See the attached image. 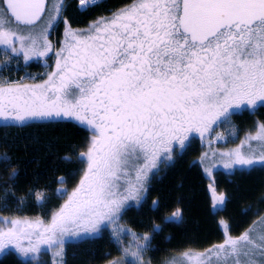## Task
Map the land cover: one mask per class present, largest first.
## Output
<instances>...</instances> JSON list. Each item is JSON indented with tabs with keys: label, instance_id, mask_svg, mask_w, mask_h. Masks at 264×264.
<instances>
[{
	"label": "snow or ice",
	"instance_id": "obj_1",
	"mask_svg": "<svg viewBox=\"0 0 264 264\" xmlns=\"http://www.w3.org/2000/svg\"><path fill=\"white\" fill-rule=\"evenodd\" d=\"M90 4L79 0L85 10ZM62 9L63 0H0V50L25 63L47 56L48 33ZM63 23L65 39L47 80L0 81V119L24 125L74 118L91 132L77 157L84 168L71 193L57 189L67 199L49 221L0 217V254L14 248L26 257L42 250L59 256L66 238L111 226L120 256L109 264H145L152 236L118 222L145 200L150 174L160 161H171L175 149L186 150L192 134L215 132L237 112L264 105V0H132L86 30H73L66 18ZM219 155L225 168L264 166V123L239 148ZM209 190L213 208L222 206L224 194L214 184ZM35 199L42 203L44 193ZM158 208L153 200L152 210ZM181 218L177 208L165 220ZM221 224L222 243L180 252L163 264H264V218L238 237ZM161 230L154 224V232Z\"/></svg>",
	"mask_w": 264,
	"mask_h": 264
},
{
	"label": "trees",
	"instance_id": "obj_2",
	"mask_svg": "<svg viewBox=\"0 0 264 264\" xmlns=\"http://www.w3.org/2000/svg\"><path fill=\"white\" fill-rule=\"evenodd\" d=\"M100 1L91 0L90 6ZM130 1L105 0L79 11L72 0L64 16L73 25H83ZM234 119L241 137L244 130L264 123V105L237 112ZM88 142L84 126L68 120H36L24 125L0 123V157L10 158L7 162L0 159V217L44 219L50 216L61 204L55 196L57 189L64 188L65 184L71 188L81 177L83 167L77 157L85 151ZM202 150L203 142L192 137L186 150H178L172 154L171 161L160 164L157 175L149 181L145 200L138 207H130L124 215L132 228L152 236L151 249L144 254L147 263L160 264L180 252L197 251L220 242L223 239L221 221L226 222L230 234L237 235L264 211V166L232 172L217 170L209 179L198 162ZM66 156L71 159L66 160ZM61 177L63 184L58 182ZM209 184L224 194L222 206L213 208ZM38 189H44L51 196L42 204L35 202ZM153 200L159 201L158 210H152ZM177 208L182 210L181 220L166 221L165 217ZM154 224L162 230L154 232ZM111 248L116 247L103 231L82 246L68 248L65 264H104L113 255ZM38 260L36 263L23 259L10 250L0 255V264H50L44 256Z\"/></svg>",
	"mask_w": 264,
	"mask_h": 264
},
{
	"label": "rangeland",
	"instance_id": "obj_3",
	"mask_svg": "<svg viewBox=\"0 0 264 264\" xmlns=\"http://www.w3.org/2000/svg\"><path fill=\"white\" fill-rule=\"evenodd\" d=\"M103 1H105V0H102V1H100L98 3H96V4H99V3L103 2ZM53 2H54V0H49V5H51V3H53ZM65 2H66V0H63L62 13L64 12L65 4H66ZM131 2H132V0L130 1V3ZM96 4H94V5H96ZM129 4H127L126 6H128ZM94 5L87 7L86 10H88L89 8H92ZM126 6H123V7L118 8L117 11L120 10V9H122V8H125ZM75 7L79 11H84L85 10L84 8H82L81 6L78 5L77 0H75ZM117 11H115V12H117ZM115 12L112 11V12H109V13L103 15V16H97V17L93 18L92 20L87 21L83 25H73V26H71V28L73 30H86V29L89 28V26L94 21H97V20H99L101 18H111L112 15H113V13H115ZM62 13H61V16H62ZM46 21H47V16L45 17V23H46ZM60 33H61V35H59V37L57 38L56 33L54 34L53 33V30L51 28L49 30V33H48V40H49V42L52 45V51H50V53H48L47 56L38 57V58H33L32 59L33 61H36L37 60L38 62H36V63L38 65L41 63L40 61L42 59H44L45 61H50V63H51V65L48 68H46V69H41V67H40L39 69L41 71L38 74H31L30 73L29 68L27 66L23 65L24 60H23V57L22 56L19 57V58L9 57V56L4 55L3 51L0 50V81L7 80V81H10V82H21V80L27 79V80H25L24 82H21V83L30 85L31 83L40 84V83H43L45 80H47L48 79V73H50V72H52V71L55 70V67H56V59H57L55 53L60 50V48L62 47V44L64 42V39H65V35H64V33H65V27H62L61 28ZM32 60H30V62ZM30 62L28 61L27 63L30 64ZM244 110H248V109H244ZM61 120L72 121L74 123H77L78 125L84 126V128L88 132L89 141H90L91 132L88 130V128L85 125H82L79 121L75 120L74 118L65 117V118H62V119H60V118L52 119V121H61ZM43 121H45V120H43ZM0 123H10V122L4 121L3 119H0ZM256 126L257 125H255L253 128H249L248 130H244V133L240 137V136H238V133H239L238 132V124L235 122L234 116H232L230 123L224 124L221 127L216 128L215 129V132H205L203 136H200L199 133L192 134L191 138L192 137H196V138L200 139L201 142H203L204 150H202L200 156L198 157V162H199V164H200V166H201V168L203 170L204 175L207 178L212 179V176L214 175L215 171H217V170H221L223 172H232L233 170H236V169H245V170H247V169L252 168V167H241L239 165H234V166H232L230 168H225L224 167V163L227 162V160H226V158H222L219 154L221 152H228V151H231V150H234V149L239 148L240 147V144H241V141L244 140L245 137H246V135H248L249 133H254ZM217 135L223 136L224 139L223 140H218L217 139ZM227 142H231V143H229V145L227 146L226 145ZM252 143H253V146L256 148L257 152H259L260 149H259V145L257 144V142L253 141ZM218 144L220 146L219 147H216V145H218ZM87 145H86L85 151L87 150ZM178 150H180V149L179 148L175 149L173 151V153L177 152ZM241 150L242 151H245L246 150V147H245V149H241ZM205 153L208 154V157L204 160V163H200L201 157ZM161 163L162 164H166V161H163V160L160 161L159 162V168L161 166L160 165ZM81 166L84 168V164L82 162H81ZM255 166H262V165L257 164ZM206 167L210 169L211 175H209V174H207L205 172V168ZM159 168H158V171H159ZM158 171L150 174L149 181L152 180L151 178L155 174L157 175V172ZM80 178L77 181V184L79 183ZM149 181H148V184H147V188H148V185H149ZM77 184L75 186L71 187V188H68L66 186V184H65L63 189H65L68 193H71V191L77 186ZM59 186H61V185H59ZM36 191L37 192H43L44 193V200L42 201V203H44L47 200V197H51V196H49V194H47L46 191H44V189H38ZM55 196L58 197V198H60V195L59 194L58 195H55ZM146 197H147V195H146ZM66 199H67L66 196L63 199L60 198V200H61L60 206L64 203V201ZM35 202L37 203L36 200H35ZM42 203H37V204H42ZM132 207H138V206H132ZM57 209H55V210H57ZM127 210L123 213L121 219L119 220V222H118L119 225L122 226V227H124V228L131 229L133 232H135L137 235H140V236H143V235L147 234V233H144V232H141V231H137L136 229L132 228L130 224H128L127 222H125L126 219H125V216L124 215H126ZM53 212L51 213V215L53 214ZM51 215L50 216H47L46 218H44L42 220L45 221V222L49 221L50 218H51ZM262 218H264V211H262L259 214V216H257L254 219V221H261ZM16 219H19V218H16ZM25 219H27L29 221H32V222H35L36 221V219H34V218H25ZM25 219L20 218L19 220H25ZM253 222L246 229L242 230L239 234L232 235V234H230V232H229V234L232 237H238V236L241 235V233L245 232L247 229H249L250 227H252L253 226ZM103 231L104 232L107 231V234H108L107 237L112 240V243L116 247V248H111L114 251L113 252V255L111 257H109L108 260H106L105 263H104V264H109V261H111L112 259L117 258V257L120 256V252L117 250V246H116V244L114 243V241H113V239L111 237V226L109 228H107V229H102V231L99 234L94 235V236H91V237L82 236V237H79V238H74V237L66 238L65 246H64V248L62 250H60L61 254L59 256H57L55 254V252H53L52 250H47V251L42 250L39 254L29 255L27 257L26 256H23L22 254H20L18 252H16L14 248H8V249L5 250V252L8 251V250L15 251V253L18 256H20L21 258H23V259H31V260H33L36 263L39 262V260H38L39 256L40 257L41 256H44V257H46V259L49 261L50 264H65V256L67 254L68 248H70V247L72 248L73 246H77V245L82 246L83 244H85L87 242H90L94 238L98 237V235H101V233H103ZM222 232H223V239L220 242H218L216 244H213V245L220 244V243H222L224 241V239H225L224 227L222 229ZM129 240H130V237H125L124 244L126 245L129 242ZM213 245H211V246H209V247H207L205 249H208V248L212 247ZM42 249H43V246H42ZM205 249L197 250V251H194V252H203ZM172 256H174V255H172ZM172 256H170V257H172ZM170 257H167V258H170ZM165 260H163V262ZM144 261H145V259H144ZM163 262L160 263V264H163ZM145 264H148V263L145 261Z\"/></svg>",
	"mask_w": 264,
	"mask_h": 264
},
{
	"label": "flooded vegetation",
	"instance_id": "obj_4",
	"mask_svg": "<svg viewBox=\"0 0 264 264\" xmlns=\"http://www.w3.org/2000/svg\"><path fill=\"white\" fill-rule=\"evenodd\" d=\"M70 1H72V0H66V4H65V8H64V14H65V9H66V7H67V5L70 3ZM117 9L118 8H115V9H110V11L109 12H112V11H117ZM109 12H107V13H109ZM62 13V16H61V19L60 20H58V21H56L55 23H54V25H53V27H52V30H53V33L55 34L56 33V35H61V33H60V30H61V28L62 27H66L65 26V24L63 23V20L65 19V16H64V14ZM68 21V20H67ZM69 22V21H68ZM69 24L71 25V26H73V24L71 23V22H69ZM50 53V52H49ZM30 62V61H29ZM36 62H38L37 60L36 61H31L30 62V64H28V63H25V62H23V65H25V66H27L28 68H29V70H30V73L31 74H38L41 70L39 69L40 67H41V69H46V68H48L50 65H51V63H50V61H45L44 59H42L40 62V64L38 65ZM34 65V66H33ZM42 76V75H41ZM37 77V76H36ZM25 80H27V79H25ZM25 80H21V82H24ZM33 84H37V83H31L30 85H33ZM241 112V111H240ZM234 116V115H233ZM218 194H220V192H217ZM223 194V193H222Z\"/></svg>",
	"mask_w": 264,
	"mask_h": 264
}]
</instances>
